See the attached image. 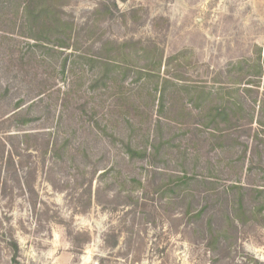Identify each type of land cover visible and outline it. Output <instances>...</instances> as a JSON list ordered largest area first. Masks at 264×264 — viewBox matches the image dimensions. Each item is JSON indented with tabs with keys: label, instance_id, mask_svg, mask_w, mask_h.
Wrapping results in <instances>:
<instances>
[{
	"label": "rangeland",
	"instance_id": "374dc122",
	"mask_svg": "<svg viewBox=\"0 0 264 264\" xmlns=\"http://www.w3.org/2000/svg\"><path fill=\"white\" fill-rule=\"evenodd\" d=\"M66 1L79 26L102 4L114 13L82 35V54L140 42L162 65L131 46L125 78L90 85L84 61L63 73L67 54L28 47L17 0H0V139L16 133L4 121L23 102L35 119L25 131L90 142L54 163L41 148L0 146V264H15L12 238L19 264H264V0ZM258 59L253 84L232 70ZM128 137L146 160L124 153ZM183 175L188 186L168 192Z\"/></svg>",
	"mask_w": 264,
	"mask_h": 264
},
{
	"label": "trees",
	"instance_id": "16d2710c",
	"mask_svg": "<svg viewBox=\"0 0 264 264\" xmlns=\"http://www.w3.org/2000/svg\"><path fill=\"white\" fill-rule=\"evenodd\" d=\"M67 4L66 0H17L15 4L16 16L20 24L19 28L23 31L19 36L21 38H26L28 47L40 50L42 53L53 56H65V54H67L60 67L63 73L68 67L71 69L76 61H84L89 69H92V71L95 70V75L90 85H108L115 78L116 71L119 69L121 70L120 74H122V77H126L129 69L128 66L123 63L127 64L126 59L128 58L130 62L132 52H130L129 49L131 46L137 48L135 52L136 56H139L140 52L146 55V60H148V56L152 57L149 61V68L152 67L154 72L160 70L163 60L162 55H153V53H150L149 49L142 46L140 42H125L120 44L109 40H101L99 41L100 45L97 47L96 51H94L95 46H91L88 50V52H92L91 54H82L80 52L81 47H79L83 39L82 35L93 28L101 29L100 23L104 20L113 19L114 13L108 6L102 4L99 9L91 14V19L86 24L79 26L74 18L66 13L65 8ZM113 8L117 9L115 2ZM72 58H74V60H72ZM244 69H248L246 73L253 76L249 84L255 83L253 80L262 76L263 68L259 64V59L254 66L249 61H242L232 66V70L236 72H241ZM238 82H233L232 84L236 85ZM195 93L194 97L196 103H200L207 95L204 90H199V92L197 91ZM22 103L23 102L17 103L14 110L15 113L4 121V124L16 121L18 127H16L17 129L14 131L16 132L15 134L8 135V133H6V139H0V146L3 152L6 151L7 146L10 148V152H12L13 146L20 151L21 148H24L26 151L39 150L41 148L44 156H50L53 163L59 160L64 161L67 156L72 162H76L77 158L75 154L77 151L83 146L90 148L89 141H81L79 147H73L74 140L72 137L61 136L58 131H50L48 134L25 131L24 126L33 122L35 119L34 117H30L31 105L26 109L22 106ZM234 104L237 106L236 103H233V105ZM232 112L234 114L236 113L233 110ZM215 118H221L222 122L224 118H229V114L226 110L220 109L216 113ZM120 139L124 153L131 161L146 160L148 157L147 148L143 149L140 147L141 145L134 143L132 137H128L127 140ZM15 141L18 144H16ZM16 152H18V150ZM91 154L92 153L89 151H83V157L87 159L89 164H92ZM10 155L12 156V154ZM17 155L20 154L17 153ZM11 156H9L10 160L12 159ZM189 180L190 179L186 175L178 177L177 182L171 185L168 192H176L180 190L181 187L188 186ZM238 210L240 212V214L237 213L238 217L245 214L242 200L239 202ZM6 244L11 252L13 262L19 264V243L12 238Z\"/></svg>",
	"mask_w": 264,
	"mask_h": 264
}]
</instances>
